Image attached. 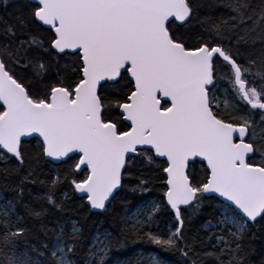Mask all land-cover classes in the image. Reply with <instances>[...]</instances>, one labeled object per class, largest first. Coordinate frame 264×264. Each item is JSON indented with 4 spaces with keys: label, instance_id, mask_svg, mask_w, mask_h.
Returning a JSON list of instances; mask_svg holds the SVG:
<instances>
[{
    "label": "snow or ice",
    "instance_id": "1",
    "mask_svg": "<svg viewBox=\"0 0 264 264\" xmlns=\"http://www.w3.org/2000/svg\"><path fill=\"white\" fill-rule=\"evenodd\" d=\"M217 6L227 18L201 16L205 5L196 0H0L10 17L0 16V161L16 162L5 180L21 176L14 198L0 204V264H108L119 239L97 229L84 250L83 227L65 219L66 202L79 201L85 220L109 212L133 167L155 174L149 180L142 171L133 194L161 185V196L134 214L133 235L197 264L200 234L190 241L186 233L207 206L214 219L200 226L212 249L204 256L264 264V244L257 254L251 232L259 225L264 241V0H213L210 11ZM33 134L35 165L72 162L63 178L39 181V208L24 201V185L39 171L25 165L22 137ZM196 157L206 162L200 179L188 171ZM62 184L71 187L60 199ZM17 206L40 222V233H52L49 243L30 244ZM169 210L174 223L153 231L157 214Z\"/></svg>",
    "mask_w": 264,
    "mask_h": 264
},
{
    "label": "trees",
    "instance_id": "2",
    "mask_svg": "<svg viewBox=\"0 0 264 264\" xmlns=\"http://www.w3.org/2000/svg\"><path fill=\"white\" fill-rule=\"evenodd\" d=\"M197 3H203L205 5L204 8L200 9L201 16L205 15H212L213 17H220L224 16L227 18L229 15V12L226 8L222 6L215 7L214 11H210L209 6L212 5L213 0H196ZM217 5H219V0H217ZM0 16L4 17V19H10L8 16V13L4 12L3 10H0ZM194 43V41H193ZM261 48V44L258 41L255 45V49L258 51ZM220 75H223V73H220ZM227 85L221 82V87L218 89V95L221 97V101H223V98L226 94ZM239 104V102H236ZM1 108V107H0ZM220 114L224 116L225 119H229V117L221 110ZM256 120H259V116L255 117ZM38 140L31 139L27 141L24 144V151H25V165L26 169L29 167H38L39 171L37 173V177L35 178L37 180L36 183H25L24 185V201L26 203L31 204L32 206L39 208L42 201L38 202L35 197L37 195L43 194L45 192V187L42 186L39 181L44 180L48 181L51 179H55L56 175L59 173L61 178H63L65 172L69 168V164L72 163L69 161V164H51V163H41L38 166L35 165V163L29 159V155L34 156L35 150L38 144ZM258 160L259 157H256ZM16 164L15 160H11L7 163V165L0 161V197L2 199L3 204L7 203V201L12 200L15 196V192L12 190L15 188V186L18 184L19 180L21 179V176H16L9 178L7 180L4 179V172L3 170L7 168H12ZM199 163H193L192 165H189L188 171L195 175L197 179H200L203 170L204 165L201 164L203 167V170L199 167ZM144 172V177L149 180H154L155 174L150 171H145L141 167H133L130 169L131 174L125 173L124 182L128 187L121 190L122 196L118 198L116 201L113 202L112 205L109 206V212L103 213L99 216H90L87 220L84 219V216L77 215L76 209L78 208L79 201H67L66 203L71 206L72 211H66L64 214L65 219L69 216H71L74 219H77L80 221L83 230H84V236L81 238L82 243L84 246V250H86L88 243L91 240V237L94 235V233L99 229L101 233L107 231L111 232L114 237L119 239L120 241V247L113 249V251L110 254V258L108 261V264H113L115 261H123V264H141L142 262H137V253H155L158 257L161 259L166 260L169 264H182V259L178 253L172 252V251H165L160 246L152 244L146 236L143 235V233H140L138 236L133 235L131 231V225L128 224V230L125 235H121V229L124 227V224L122 223V215H123V208L124 207H133L138 202L147 200V199H158L161 196L160 192V183L158 181H155L154 184L151 185L152 190L149 192L144 193H135L133 194L128 190L129 187H135L138 182L139 178H141V172ZM73 175L78 176V178H83V174H75L74 169L72 170ZM23 175V173L21 174ZM70 185L68 184H62L59 186V189L57 191V196L60 199H63V193L64 192H70ZM17 212L18 214L25 216L24 226L28 229V236L30 244H34L37 248H42L45 243H49L53 239V235L51 232H49L47 235H44L43 233L39 232L40 229V222L33 221L31 218H28L25 214L24 209L21 206H17ZM211 213V209L207 206L203 209V214L196 217L193 221V224L188 226V231L186 235L189 237V240L191 241V235L193 232H199V237L197 239V242L195 244V248L197 249L198 255L195 256V259L197 261V264H213V260L204 256V252L211 251V245L207 242H201L202 238L206 235V233H203L200 230V226L204 223L205 220L211 217L209 214ZM172 215L170 211H161L156 216V222L160 226L159 229L153 230V231H163L164 227L166 225H169L171 223H174V219L172 221L169 220V216ZM173 216V215H172ZM54 215H49L43 223L47 225L49 229L54 228ZM70 225H66V229L69 228ZM163 229V230H161ZM252 233H255L257 236V239L252 241V245L256 249V253L258 254L261 252V245L264 244V241H262L259 236L261 232V228L258 225L255 228L251 229ZM27 248L29 251V254L33 257L37 256V253L31 251V247L29 245L21 244L19 246L20 251H24ZM257 254H253L250 256V259L253 261H256L259 259V256Z\"/></svg>",
    "mask_w": 264,
    "mask_h": 264
},
{
    "label": "rangeland",
    "instance_id": "3",
    "mask_svg": "<svg viewBox=\"0 0 264 264\" xmlns=\"http://www.w3.org/2000/svg\"><path fill=\"white\" fill-rule=\"evenodd\" d=\"M155 199H147L141 202H138L137 204H135L133 207H124L123 208V215H122V219L123 218H130L129 219V223L131 225V220L135 218L134 214L141 208H147ZM0 204H3L2 199L0 197ZM156 224H158L156 222ZM156 224L153 225V230H156ZM169 225L163 226L165 231L167 229V227H169ZM96 233V232H95ZM94 233V234H95ZM155 257L156 259H158L159 261H161V264H169L166 260L161 259L160 257H158L155 253H142V252H138L137 253V262H142L141 264H152V258ZM113 264H123V261H115L113 262Z\"/></svg>",
    "mask_w": 264,
    "mask_h": 264
},
{
    "label": "water",
    "instance_id": "4",
    "mask_svg": "<svg viewBox=\"0 0 264 264\" xmlns=\"http://www.w3.org/2000/svg\"><path fill=\"white\" fill-rule=\"evenodd\" d=\"M162 102H163V100H162ZM0 107L2 108V105H0ZM31 139H36V140H38L39 142H40V138L36 135V134H33L32 136H30V137H22V140L23 141H29V140H31ZM14 159V158H13ZM162 159V158H161ZM199 162V163H203L204 165H205V168H206V162H203V161H200V158L199 157H196V158H194V160H190L189 161V164H192L193 162ZM51 164H55V165H57V164H60V162H58V161H51L50 162ZM74 172L76 173V170L74 169ZM81 173V172H80ZM76 174H79V173H76ZM170 211V210H169ZM173 216H174V214H172Z\"/></svg>",
    "mask_w": 264,
    "mask_h": 264
},
{
    "label": "flooded vegetation",
    "instance_id": "5",
    "mask_svg": "<svg viewBox=\"0 0 264 264\" xmlns=\"http://www.w3.org/2000/svg\"><path fill=\"white\" fill-rule=\"evenodd\" d=\"M199 167L203 170V167L201 166V164L199 165ZM204 168H205V166H204ZM79 174H83V172H81ZM79 174H77V175H79Z\"/></svg>",
    "mask_w": 264,
    "mask_h": 264
}]
</instances>
